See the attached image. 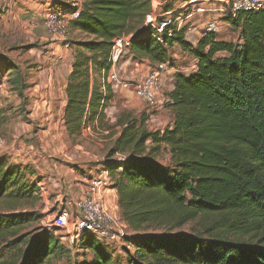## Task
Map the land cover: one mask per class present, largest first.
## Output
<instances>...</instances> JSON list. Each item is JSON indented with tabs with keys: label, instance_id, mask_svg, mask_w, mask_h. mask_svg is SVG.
Listing matches in <instances>:
<instances>
[{
	"label": "trees",
	"instance_id": "1",
	"mask_svg": "<svg viewBox=\"0 0 264 264\" xmlns=\"http://www.w3.org/2000/svg\"><path fill=\"white\" fill-rule=\"evenodd\" d=\"M80 1L70 29L84 38L70 43L62 122L68 139L80 138L86 127L115 136L101 166L129 231L123 239L133 247L127 264H264V10L222 17L238 31L237 42L202 30L193 44L185 39L190 21L171 38L162 34L160 43L145 25L152 0ZM179 1L164 13L188 12L181 7L192 0ZM55 7L69 4L57 1L49 8ZM122 35L132 58L149 66L173 67L175 46L196 61L192 73L174 74L168 94L172 119L162 129L145 127L148 112L122 111L115 123L105 122L103 110L114 95L103 80L111 68L112 40ZM18 76L8 82L20 97L30 87ZM117 154L124 160L116 161ZM163 154L167 166L158 162ZM37 191L23 169L0 159V200L17 205ZM34 219L27 213L0 215V264H52L64 253L54 229L30 240L16 237ZM190 223V234L173 233ZM78 245L91 254V262L81 264H114L92 236L84 235Z\"/></svg>",
	"mask_w": 264,
	"mask_h": 264
},
{
	"label": "rangeland",
	"instance_id": "2",
	"mask_svg": "<svg viewBox=\"0 0 264 264\" xmlns=\"http://www.w3.org/2000/svg\"><path fill=\"white\" fill-rule=\"evenodd\" d=\"M152 1L151 9L155 19L164 14L166 6L170 5L174 9L182 4L179 0ZM25 2L26 0H0V84L3 82L1 84L3 92L0 97V159L7 166L16 165L23 169L24 175L31 183L43 182L45 192L41 196L37 191V196L34 199L17 205L0 200V215L17 213L32 215L35 219L22 226L16 236L30 240L46 230V224L63 209L68 212L69 221L76 219L77 216L72 205L77 200H72L70 194L73 187L71 174L74 176L76 173L86 174L84 170L78 168L79 165L100 166L97 173L102 170L101 165L106 162L108 152L113 146L114 135L104 134L101 130H91V136L85 131L84 137L68 139L63 129L60 99L49 102L40 100L39 96L42 95L40 93L45 91L34 88V85L45 76V73L41 74V72L49 68L48 63L54 64L51 62V58L55 56L51 50H48V47L53 43H59L62 48L63 43L58 40H50L49 37H45L47 36L45 33H43L44 35L33 34L35 28L31 26L33 22L25 12L27 9ZM196 5L207 7L213 11L195 13L190 26L192 30L187 35L188 41L195 43L204 24L209 20H216L221 25L219 32L216 33V38L237 42L238 31L228 27L222 21V15H217L215 6L205 4L203 1ZM193 7L190 5L187 8L192 9ZM68 37L71 44L84 38L79 34H72L71 31H69ZM69 50L73 51L74 48L70 47ZM183 53L176 46L171 51V57L174 59L173 67L177 70L179 68V71L188 65L190 67L193 65V58L187 53V56H184ZM45 56L49 58L48 61L44 60ZM129 56L132 58L131 54L127 53L123 59L126 60ZM6 63L10 65L8 68ZM13 66H16V69L7 75V70ZM142 69H146L144 65ZM17 73L19 74L18 78L23 79L25 85L30 87L20 97L12 90L8 82L9 79L16 77ZM170 85L171 82L167 80L166 89H169ZM111 102L109 110L115 117L122 111H130L136 116L143 112L147 113V108L129 93L116 94ZM124 102H128V107L123 106ZM154 117L153 123L145 122L144 124L149 130L162 129L172 119L168 109L155 112ZM105 122L108 125L113 124L109 120H105ZM84 155L89 157H84ZM158 162L167 166L168 156L161 155ZM193 225V223L187 224L176 229L173 233L190 234ZM68 232H71L69 224L68 230L54 229L53 237L58 240L64 253L58 254L52 260V264L91 262L89 251L80 248L78 240L72 242ZM128 232L126 228L123 230L126 235ZM108 251L112 255L114 264H127L126 257L133 253V247L122 240L108 247Z\"/></svg>",
	"mask_w": 264,
	"mask_h": 264
},
{
	"label": "built area",
	"instance_id": "3",
	"mask_svg": "<svg viewBox=\"0 0 264 264\" xmlns=\"http://www.w3.org/2000/svg\"><path fill=\"white\" fill-rule=\"evenodd\" d=\"M205 4L215 6L217 15L222 17L234 18L239 12H258L264 10V0H198ZM192 0L181 8L194 6L188 12L181 14L179 11H171L160 15V20L155 19L152 12L147 15L145 25H149L155 33L151 34L158 42L163 43L162 34L166 38L173 37L175 32L181 31L190 21L193 20L195 13H205L213 11L207 7L197 6L200 3ZM153 3V1H152ZM151 3V5H152ZM69 7L49 8L44 15L43 26L47 37L51 40H58L63 43V48L70 49L69 31L70 23L79 17L81 10L80 0H69ZM194 4V5H193ZM218 5V6H216ZM222 19V18H221ZM221 25L216 20H209L203 26L204 34H216ZM188 27L185 32V39L191 32ZM191 42V41H190ZM193 43V42H192ZM194 44V43H193ZM129 55V40L124 35L115 37L112 40V47L109 54L111 68L106 73L103 83L109 86L113 95L120 93H129L141 105L147 108L148 117L146 123L155 121V112L168 109L172 103L169 92L173 89L174 78L171 79V67L167 63H160L149 66L133 58H123ZM196 64V61L194 62ZM143 65L145 70L142 69ZM129 68H132L129 71ZM170 81L169 89H166V81ZM104 90V88H103ZM3 89L0 84V97ZM109 107L103 110L105 120L115 123L116 117ZM90 133L91 128L83 129ZM108 134L107 131L103 132ZM115 160L120 162L124 160L123 155L117 154ZM38 192L42 196L45 192L43 182L36 183ZM109 187V173L106 170H100L95 176L91 177L83 191L82 197L72 205L76 214V219L69 221L68 212L63 209L46 224V230H68V224L71 232H68L69 239L74 242L80 240L84 235L92 236L100 245L108 249L111 245L118 243L126 236L123 233L126 226L117 213L110 212L104 204V192Z\"/></svg>",
	"mask_w": 264,
	"mask_h": 264
},
{
	"label": "crops",
	"instance_id": "4",
	"mask_svg": "<svg viewBox=\"0 0 264 264\" xmlns=\"http://www.w3.org/2000/svg\"><path fill=\"white\" fill-rule=\"evenodd\" d=\"M63 2V3H69V0H26L25 6H26V14L28 15L29 19L33 22L31 24L33 29L34 35H39L45 33L44 26H43V20L44 15L47 12L48 8L53 2ZM198 1V0H197ZM152 6V5H151ZM72 34H79L77 31H74L70 29ZM80 36H83L82 34H79ZM44 37V36H43ZM47 37V36H45ZM48 38V37H47ZM45 39V38H44ZM50 39V38H49ZM51 40V39H50ZM48 50L52 51V54L55 56L54 58H51L52 63L49 64V68L46 70H43L41 74L45 73V76L43 79L39 81L36 85H34V88H37L38 90H44L45 92H42L39 96L41 101L49 102L53 101L54 99L61 101V119L63 116V110L66 103V95H65V87L67 83V77L71 71V65L73 61V51L66 50L63 47L61 48L59 46V43H53L48 47ZM184 56H187L186 53H183ZM190 56V55H189ZM192 58V57H191ZM45 61H48L49 58L47 56L44 57ZM195 59H193V65L191 67L188 65L185 68H182V70L179 71V68L175 69L174 67H171V79L174 78L175 73H182L185 75H188L192 73L195 70ZM132 68H129V71ZM54 71V72H53ZM10 71H7L6 74L8 75ZM3 84V82H1ZM33 88V89H34ZM112 103V102H111ZM110 103V104H111ZM123 106L126 108L128 107V102H124ZM111 107L110 105L108 106ZM113 107V106H112ZM64 129V128H63ZM85 131H82L81 137H84ZM89 136H91L90 133H88ZM115 137V136H114ZM80 149V147L76 146ZM84 157H89L88 155H84ZM78 168L80 170H84L86 172L85 175H82L80 173H76L75 176L71 174V177L73 178V187L70 190L71 198L72 200H78L82 197L83 191L89 181V179L97 174V170L100 168V166L97 165H79ZM41 172V171H40ZM104 204L108 211L119 214V209L117 206V196L116 191L109 188L104 192ZM70 205V204H69Z\"/></svg>",
	"mask_w": 264,
	"mask_h": 264
}]
</instances>
